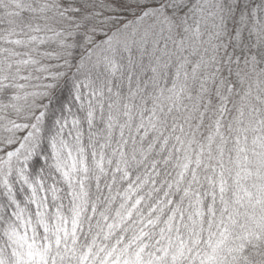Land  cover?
Here are the masks:
<instances>
[{"label": "snow or ice", "instance_id": "obj_1", "mask_svg": "<svg viewBox=\"0 0 264 264\" xmlns=\"http://www.w3.org/2000/svg\"><path fill=\"white\" fill-rule=\"evenodd\" d=\"M0 264H264V0H0Z\"/></svg>", "mask_w": 264, "mask_h": 264}]
</instances>
